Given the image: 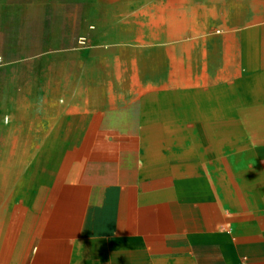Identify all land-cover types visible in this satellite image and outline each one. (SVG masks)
<instances>
[{
    "label": "crops",
    "instance_id": "obj_1",
    "mask_svg": "<svg viewBox=\"0 0 264 264\" xmlns=\"http://www.w3.org/2000/svg\"><path fill=\"white\" fill-rule=\"evenodd\" d=\"M161 2L0 0V55L35 54L36 46L21 50L11 40L64 37V23H75L78 37L94 22L115 40L117 25ZM226 32L239 35L242 46L227 50L221 64L191 68L187 84L111 81L105 96H79L88 70L79 53L52 57L43 96L60 94L63 108L46 114L51 123L61 119L51 133L87 134L88 141L58 144L72 154L38 228L31 197L29 208L14 206L0 218V264H264V129L228 126L229 118L264 117V20ZM124 41L94 57L174 42ZM58 64L65 77H57ZM11 85L10 95L19 96L23 85ZM214 119L221 126L208 125ZM165 134H188V149L174 143L171 154L160 153Z\"/></svg>",
    "mask_w": 264,
    "mask_h": 264
},
{
    "label": "bare ground",
    "instance_id": "obj_2",
    "mask_svg": "<svg viewBox=\"0 0 264 264\" xmlns=\"http://www.w3.org/2000/svg\"><path fill=\"white\" fill-rule=\"evenodd\" d=\"M258 16L264 18V0H164L153 3L126 23L117 25L115 39L125 38L136 44L174 42L166 46L120 47L112 56H92L87 62L88 70L79 96H105L113 89L108 85L111 81L125 85L150 79L187 84L192 78L191 68L206 63L210 66L221 64L227 50L242 46L239 35L226 31L246 22H255ZM255 34V31L251 33L253 45L256 44ZM56 69L60 78L63 75L60 64ZM59 95L34 97L28 108H20L12 117L10 126L0 127V206L5 199L12 205L19 197L29 198L37 182L41 161L54 150L59 152V158L67 152L49 146L64 142L61 138L47 139L51 132L30 130L36 124L29 116L32 112L61 111L63 105L56 99ZM62 97L65 102L70 99V96ZM45 141L46 146L42 148L32 146ZM35 152H39L38 155Z\"/></svg>",
    "mask_w": 264,
    "mask_h": 264
},
{
    "label": "rangeland",
    "instance_id": "obj_3",
    "mask_svg": "<svg viewBox=\"0 0 264 264\" xmlns=\"http://www.w3.org/2000/svg\"><path fill=\"white\" fill-rule=\"evenodd\" d=\"M252 17V16H250ZM257 17V16H256ZM258 16L257 21H262L264 18H259ZM260 19V20H259ZM248 20V19H247ZM94 22H86V30L83 34L76 37L78 32H72L75 29V23H64L63 25L69 27V31H62L64 37L53 38L52 40H44V39H32V38H20V39H12L11 41L16 46L17 44L20 45L21 50H32L34 46L37 47V53L35 54H6L0 55V113L1 118L0 120V127L10 126L12 124V117L16 115L17 111L20 108H28L31 105L32 99L34 97H43L44 93V75H45V68L50 63L52 57L58 58L62 56L63 58L68 57L69 55L61 54L63 51L68 52H77L80 55L81 60L84 63H87L92 56L106 55V50L110 48H117V46H122L127 44L124 40L115 39L111 40L109 38L104 37L102 29L98 28ZM252 23V22H251ZM249 22L244 25H248ZM56 25V24H54ZM90 25L88 28L87 26ZM243 25V26H244ZM74 28V29H72ZM61 32L54 31V34H62ZM74 34L75 37H71ZM10 41V40H9ZM52 41V44L50 43ZM11 42V43H12ZM12 43V45H13ZM129 44V43H128ZM100 50L101 53H97L96 51ZM55 59L54 62H59L60 60ZM240 72L243 74L245 72V66L240 67ZM198 73V72H197ZM197 78H201L199 74H197ZM36 80V81H35ZM38 84L37 87L28 86V83ZM16 85H23L21 87V94L19 96L13 94L10 95V90L12 87L11 84ZM27 84V85H25ZM15 89V88H14ZM17 90V89H16ZM36 93V96H35ZM233 101H235V97H231ZM17 100V101H16ZM60 101V100H59ZM62 101V100H61ZM62 103V102H61ZM68 104H66L67 106ZM65 106V107H66ZM231 106V104H230ZM233 109V108H232ZM237 109V108H235ZM231 110V108H230ZM260 110L264 111V99H262V106ZM263 114V113H261ZM31 117L32 123L36 121V124H33L30 130H39V131H46L52 132L58 129H55L57 125L60 124L61 119L60 117L54 119L53 122L49 119H46V114L44 113H31L29 115ZM35 119V120H34ZM202 123V126L205 124L203 119L198 120ZM211 122L213 126H221L220 119L208 120ZM224 125V124H222ZM228 126L230 128V132L232 129L243 126L246 129H250V127H260L264 129V117L252 119V118H245V119H228ZM185 131V129H182ZM182 131V132H183ZM230 137H234L236 139L237 136L229 135ZM82 140L84 141L85 138H88L87 134L82 136ZM55 138H61V141H69L73 142L76 137L74 135H59V134H48L47 139L55 140ZM97 139L100 141L105 140V142H112L111 136H96ZM160 147H163L164 151L160 153H172V144H180L181 148L187 150L188 149V142L190 136L188 134H177V135H159ZM63 139V140H62ZM80 140V139H79ZM78 140V141H79ZM142 141V140H141ZM140 143H144L143 141ZM32 146H36L37 148H42L46 146V141L43 143H34ZM53 146H59L55 144ZM181 149V150H182ZM166 151V152H165ZM39 152H35L38 155ZM58 151H52L50 156L45 157L42 164L37 168V182L33 185V189L31 191V201L35 203L34 213L32 217L34 218L33 222L37 223V228L43 221L45 214L47 213L48 208L50 207L49 203L51 201L52 193L55 191V188L60 184L59 183V171L63 165H66L64 162V158L66 155H71L72 152L68 151L63 154V157L58 156ZM47 155V152H45ZM138 154V153H136ZM171 160V158H169ZM66 161V160H65ZM28 166L24 169L23 174H25ZM25 198L19 197L13 202L12 205H8L7 199L4 200V204L0 206V218L1 220L7 217V213L12 209L14 206L18 205H25L29 208L30 203H24ZM49 202V203H48ZM48 203V206H47Z\"/></svg>",
    "mask_w": 264,
    "mask_h": 264
}]
</instances>
